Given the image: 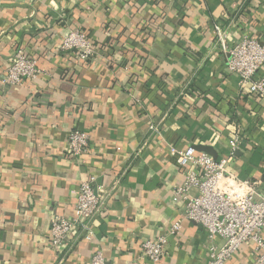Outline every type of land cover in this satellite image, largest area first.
<instances>
[{
	"label": "crops",
	"instance_id": "obj_1",
	"mask_svg": "<svg viewBox=\"0 0 264 264\" xmlns=\"http://www.w3.org/2000/svg\"><path fill=\"white\" fill-rule=\"evenodd\" d=\"M216 25L264 42V0H0V79L19 48L40 69L22 85L0 82V264H92L97 250L102 264L207 260L206 231L175 200L182 171L170 148L208 146L220 159L244 134L229 166L264 187V102L227 72ZM72 29L91 42L87 61L58 50ZM73 129L89 135L78 158L66 154ZM91 176L105 210L61 254L49 219L73 214ZM178 220L166 255L143 259L140 243ZM259 253L244 244L226 264H256Z\"/></svg>",
	"mask_w": 264,
	"mask_h": 264
},
{
	"label": "built area",
	"instance_id": "obj_2",
	"mask_svg": "<svg viewBox=\"0 0 264 264\" xmlns=\"http://www.w3.org/2000/svg\"><path fill=\"white\" fill-rule=\"evenodd\" d=\"M215 39L226 57L227 72L238 77L241 88L264 102V77L256 76L264 67V42L248 34L232 39L227 25L215 26ZM58 50L81 61H87L94 53L86 33L78 29L65 32ZM39 73L36 57L28 54L25 48H19L9 58L0 82L3 86L22 85ZM150 129L155 126L150 124ZM244 136L237 134L230 138L228 154L220 159L192 147L170 148L176 166L182 171L181 180L173 187L176 202L183 206L182 219L199 224L209 240L207 260L198 264H226L248 243L255 251L263 250L256 264H264V187L260 180L241 178L229 166ZM88 140L87 133L71 130L67 134L66 154L78 158L87 150ZM104 193V189L95 184L94 177L80 181L74 192L73 214L49 219V244L54 250L64 254L80 237L90 235L93 218L105 210ZM180 228L181 220H178L170 225L168 234L143 240L139 245L141 257L150 262L161 260L167 253V236L177 234ZM91 262L102 264L99 250L95 251Z\"/></svg>",
	"mask_w": 264,
	"mask_h": 264
},
{
	"label": "water",
	"instance_id": "obj_3",
	"mask_svg": "<svg viewBox=\"0 0 264 264\" xmlns=\"http://www.w3.org/2000/svg\"><path fill=\"white\" fill-rule=\"evenodd\" d=\"M193 149H195L196 151H199V152H204L206 154H209V155H213V151L211 150V148H209L208 146H203V145H196V146H193Z\"/></svg>",
	"mask_w": 264,
	"mask_h": 264
},
{
	"label": "trees",
	"instance_id": "obj_4",
	"mask_svg": "<svg viewBox=\"0 0 264 264\" xmlns=\"http://www.w3.org/2000/svg\"><path fill=\"white\" fill-rule=\"evenodd\" d=\"M88 37V36H87Z\"/></svg>",
	"mask_w": 264,
	"mask_h": 264
}]
</instances>
